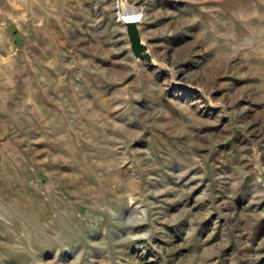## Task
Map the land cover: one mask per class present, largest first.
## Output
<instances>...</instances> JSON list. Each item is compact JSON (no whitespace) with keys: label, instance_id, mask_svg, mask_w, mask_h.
I'll list each match as a JSON object with an SVG mask.
<instances>
[{"label":"rangeland","instance_id":"rangeland-1","mask_svg":"<svg viewBox=\"0 0 264 264\" xmlns=\"http://www.w3.org/2000/svg\"><path fill=\"white\" fill-rule=\"evenodd\" d=\"M0 264H264V0H0Z\"/></svg>","mask_w":264,"mask_h":264},{"label":"water","instance_id":"water-1","mask_svg":"<svg viewBox=\"0 0 264 264\" xmlns=\"http://www.w3.org/2000/svg\"><path fill=\"white\" fill-rule=\"evenodd\" d=\"M139 22L138 23H131V22H126L124 25L125 30V39L126 42L129 44V51L130 55L132 57V62L135 64L136 67L139 66V64L143 63L145 64V67L148 68H158L159 71L166 73H170L169 68H165L166 70L163 71V67L158 64V62L155 60V57H153L152 54H150V49H149V42L145 41L141 37V31L138 28ZM174 78V77H173ZM172 79V78H171ZM173 84L178 85L174 79ZM175 80V81H174Z\"/></svg>","mask_w":264,"mask_h":264},{"label":"bare ground","instance_id":"bare-ground-1","mask_svg":"<svg viewBox=\"0 0 264 264\" xmlns=\"http://www.w3.org/2000/svg\"><path fill=\"white\" fill-rule=\"evenodd\" d=\"M121 6H123V5H120L119 7L117 6L115 14H114V16L116 17V21H115L116 28L118 30H120V32L121 31L123 32L122 33L123 36L121 38L123 40H125V42H126V39H125V34H126L125 30L126 29H124V25L126 22H131V23H138L139 22L138 28L141 31L140 35L146 41L145 36H144L145 33H143V30H142V25H143V19L141 17V11L142 10L140 8H136L133 6H129L127 8H124V6L123 7H121ZM126 43L129 47L128 42H126ZM128 51H129V48H128ZM129 53H130V51H129ZM150 54H151V52H150Z\"/></svg>","mask_w":264,"mask_h":264},{"label":"built area","instance_id":"built-area-1","mask_svg":"<svg viewBox=\"0 0 264 264\" xmlns=\"http://www.w3.org/2000/svg\"><path fill=\"white\" fill-rule=\"evenodd\" d=\"M117 6L119 7V3L117 2Z\"/></svg>","mask_w":264,"mask_h":264}]
</instances>
